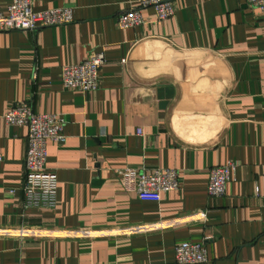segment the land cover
<instances>
[{
  "label": "crops",
  "instance_id": "0c3cea01",
  "mask_svg": "<svg viewBox=\"0 0 264 264\" xmlns=\"http://www.w3.org/2000/svg\"><path fill=\"white\" fill-rule=\"evenodd\" d=\"M66 4L70 24L0 33V264H178L185 241L204 243L208 264H264L260 10L176 0L174 17L147 8V23L127 29L117 17L137 0H34V10ZM96 51L107 59L98 90L66 89L62 67ZM22 101L66 118L64 141L47 146L53 208L27 205L28 129L4 120ZM230 161L226 195L210 196V169ZM158 167L177 169L180 188L142 201L136 177Z\"/></svg>",
  "mask_w": 264,
  "mask_h": 264
},
{
  "label": "built area",
  "instance_id": "2783aa9c",
  "mask_svg": "<svg viewBox=\"0 0 264 264\" xmlns=\"http://www.w3.org/2000/svg\"><path fill=\"white\" fill-rule=\"evenodd\" d=\"M176 0H137V4L117 17L120 29L143 26L147 20L143 10L153 8L159 21L175 15ZM264 16V0H248ZM75 20L74 7H62L42 11L34 10V0H12L7 13L0 12V33L8 31H29L43 27L63 26ZM107 59L103 51H96L79 63L62 67L61 78L66 89L94 92L100 86V70ZM126 62V59L123 60ZM8 125L25 126L28 129V148L25 156L26 175L23 191L27 205L33 207L56 205L58 179L54 172H48L46 161L49 142L64 141L66 118L63 115L37 112L29 101L14 104L4 115ZM141 134L142 132L139 131ZM3 155L0 152V163ZM238 164L230 161L213 166L209 171L208 193L222 197ZM180 188V174L175 168L142 169L135 182L136 194L142 201L160 202L162 195ZM175 260L178 264H208V250L204 243L185 241L177 244Z\"/></svg>",
  "mask_w": 264,
  "mask_h": 264
}]
</instances>
